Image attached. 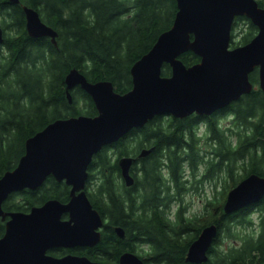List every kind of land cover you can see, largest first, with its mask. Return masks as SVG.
<instances>
[{"label": "trees", "instance_id": "16d2710c", "mask_svg": "<svg viewBox=\"0 0 264 264\" xmlns=\"http://www.w3.org/2000/svg\"><path fill=\"white\" fill-rule=\"evenodd\" d=\"M19 1L0 0V175L16 165L25 139L48 122L96 113L80 86L70 89L67 100L64 74L70 68L79 69L89 81L112 80L118 92L129 90L132 63L171 26L177 10L176 0ZM257 1L264 7V0ZM22 4L35 8L57 31L56 43L48 36L28 35ZM249 79V92L210 116L159 114L96 152L89 199L105 221L91 259L117 264L120 253L131 250L146 264L264 262V196L255 206L230 213L222 209L227 190L241 178L251 172L264 175V92L257 85V67ZM228 115L231 124L223 125L220 120ZM199 122L203 134L197 133ZM202 143L210 148L200 153ZM141 147L152 150L139 166L132 165L134 182L127 186L117 160ZM185 167L189 174H184ZM196 178L214 184L219 180L220 189L205 201L201 213L187 214L180 194ZM171 203L177 204L173 210ZM253 210L256 220L250 216ZM211 222L217 225V236L207 260L187 262L190 241ZM113 225L122 226L125 236H118ZM224 236L233 243L221 247Z\"/></svg>", "mask_w": 264, "mask_h": 264}, {"label": "water", "instance_id": "95a60500", "mask_svg": "<svg viewBox=\"0 0 264 264\" xmlns=\"http://www.w3.org/2000/svg\"><path fill=\"white\" fill-rule=\"evenodd\" d=\"M176 7L171 26L132 63L129 90L116 91L112 80L89 81L75 67L64 74L67 100L69 89L78 84L93 99L97 114L48 122L25 139L15 167L0 176L1 219L11 216L0 237V264H114L85 255L45 254L49 246H92L101 239L103 219L84 190L93 154L157 114H211L229 105L251 90L249 73L255 67L264 92V7L257 0H176ZM22 9L28 35L48 36L56 43L57 31L39 12L26 4ZM3 38L0 26V42ZM151 150L142 149L139 155ZM134 161L131 155L118 159L127 186L134 182ZM263 196L264 175L251 172L227 190L223 212ZM114 231L125 235L120 225ZM216 235L215 223L203 226L189 243L185 260L206 261ZM117 264L146 263L138 253L125 250Z\"/></svg>", "mask_w": 264, "mask_h": 264}, {"label": "flooded vegetation", "instance_id": "af4514ba", "mask_svg": "<svg viewBox=\"0 0 264 264\" xmlns=\"http://www.w3.org/2000/svg\"><path fill=\"white\" fill-rule=\"evenodd\" d=\"M4 31V30H3ZM3 34H4V32H3ZM76 86H79L78 84L77 85H74L72 88H70V89H73V88H75ZM70 89H69V91H70ZM89 94V93H88ZM91 97V96H90ZM92 99V98H91ZM92 102H93V104H94V101H93V99H92ZM94 107H95V110H96V113L95 114H97V109H96V106H95V104H94ZM218 110V109H217ZM214 112H216V110L214 111ZM214 112H212L211 114H198V113H196V112H192V113H190V114H187V115H185L184 117H186V116H198V117H200V118H204V117H207V116H210V115H212ZM94 114V115H95ZM86 115H88V114H86ZM157 115H159V114H157ZM157 115H155V116H157ZM164 115H166V116H173V117H176V118H183V117H177V116H174V115H172V114H170V113H164ZM71 116H74V115H71ZM91 116H93V115H91ZM60 118H64V117H60ZM152 119V118H151ZM151 119H149V120H151ZM148 120V121H149ZM146 123V122H145ZM143 126V125H142ZM142 126H140V127H142ZM133 128H135V127H133ZM138 128V127H137ZM132 129V128H131ZM130 129V130H131ZM126 134V133H125ZM124 134V135H125ZM124 135H122V136H124ZM121 136V137H122ZM120 137V138H121ZM120 138H118L116 141H118ZM116 141H113V142H111V143H107V144H105V145H103L99 150H102V148L104 147V146H109L110 147V145H112L113 143H115ZM146 147H141V148H139V150L137 151V153L136 154H134V155H131V156H134L135 157V161L131 164V167H130V172L132 171V169H134V168H132V165L136 162V164H137V166H139L140 164H141V159L142 158H144L145 156H147V154L149 153H147V154H145V155H139V153L142 151V149H145ZM148 148V147H147ZM109 150H113L112 148H109ZM96 153H94L93 154V156H92V159H91V161H90V163H88L87 164V167H86V172H87V175H86V178H85V183H84V190H85V192H86V196H87V198H88V201H90L91 202V200L89 199V184L91 183V181L93 180V178L95 177V174H94V169H93V167H94V163H93V157H94V155H95ZM122 156H124V155H122ZM121 157V156H120ZM119 159V158H118ZM117 165H118V168H119V171H120V167H119V164H118V160H117ZM15 167V166H14ZM13 167V168H14ZM13 168H11V169H13ZM7 170H10V169H7ZM132 174V173H131ZM2 175V174H1ZM0 175V176H1ZM121 175V174H120ZM122 178V177H121ZM194 186H192V188H193ZM189 190V189H188ZM187 191V190H186ZM77 192V191H76ZM216 192V191H215ZM215 192H213V195L215 194ZM227 193V192H226ZM213 195L212 196H207L206 198H205V200H204V203H205V201L207 200V199H211L212 197H213ZM260 201V200H259ZM258 201V202H259ZM92 203V202H91ZM204 203L202 204V205H204ZM256 203L257 202H255V203H251L252 204V206H255L256 205ZM250 205V204H249ZM92 206L93 207H95L93 204H92ZM246 206H248V205H246ZM96 208V207H95ZM97 210H98V208H96ZM186 210V209H185ZM98 212H99V210H98ZM100 213V212H99ZM194 214V213H193ZM10 215H6L5 216V218L4 219H1V214H0V226H2V228H1V230H0V237L4 234V232H5V224H6V222H7V220L8 219H10ZM101 217H102V215H101ZM102 219H103V224H102V226L100 227V231H101V235H102V228H103V225H104V218L102 217ZM211 223H214V222H211ZM209 224V223H208ZM206 225V224H205ZM205 225H203V226H205ZM114 226L115 225H113V231H114ZM202 226V227H203ZM202 227H201V229H202ZM200 229V230H201ZM200 230H199V232H200ZM115 232V231H114ZM198 232V233H199ZM116 233V232H115ZM117 234V233H116ZM198 235V234H197ZM125 236V235H124ZM217 236V235H216ZM216 236L214 237V239L212 240V243H211V245L214 243V241L216 240ZM122 238V237H121ZM195 238V237H194ZM193 238V239H194ZM192 239V240H193ZM191 240V241H192ZM190 241V242H191ZM98 244V243H97ZM96 245V244H95ZM95 245H92V246H90L89 244H78V245H72V246H66V245H63V244H60V245H53V246H49V247H46L45 248V254L46 255H53L54 257H56V258H59V257H62V256H64V255H67V254H72V255H85V256H87L88 258H90V256H89V253L91 254L92 252H93V250L95 249ZM210 245V246H211ZM189 246V245H188ZM209 246V247H210ZM188 249V248H187ZM209 249V248H208ZM186 252H187V250H186ZM185 255H186V253H185ZM91 259V258H90ZM93 260V259H92ZM188 262V261H187ZM192 263V262H191ZM194 263V262H193Z\"/></svg>", "mask_w": 264, "mask_h": 264}, {"label": "rangeland", "instance_id": "374dc122", "mask_svg": "<svg viewBox=\"0 0 264 264\" xmlns=\"http://www.w3.org/2000/svg\"><path fill=\"white\" fill-rule=\"evenodd\" d=\"M230 118H231V116L228 115L226 117L221 118L220 122L223 125L228 124V126H229L231 124ZM203 130H204V125L199 122V125L197 126V133L203 134ZM205 148H207V150H208L210 148V146H208V144L202 143L201 144V150L199 152L200 153H201V151L204 152ZM201 171H202V166H200L199 169L197 168V173H200ZM183 172L185 175L189 174L187 167H185ZM196 179H198V178H196ZM193 186H194L193 188H190L189 190L182 192L180 194L182 196V202L185 205V209H186L187 214L201 213L203 211V205L202 204L204 203L205 198L207 196H212L213 192L218 191L220 189L219 180H217L214 184L213 181L199 180L198 179L195 181V184ZM215 194H217V192H215ZM176 205H177L176 203H171L170 209L173 210ZM250 216L254 217L256 220L258 217L257 210H253L251 212ZM236 226L237 227H234V228L238 229L239 226L238 225H236ZM231 243H233V239L231 237H227V236L225 237L224 236V237H222L221 242H219L218 244H220V246L223 247V246H228ZM138 251L143 252L142 250H138Z\"/></svg>", "mask_w": 264, "mask_h": 264}]
</instances>
